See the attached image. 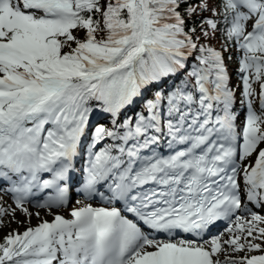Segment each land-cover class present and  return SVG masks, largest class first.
Wrapping results in <instances>:
<instances>
[{
    "label": "snow or ice",
    "instance_id": "1",
    "mask_svg": "<svg viewBox=\"0 0 264 264\" xmlns=\"http://www.w3.org/2000/svg\"><path fill=\"white\" fill-rule=\"evenodd\" d=\"M17 213L0 264H264V0H0Z\"/></svg>",
    "mask_w": 264,
    "mask_h": 264
},
{
    "label": "rangeland",
    "instance_id": "2",
    "mask_svg": "<svg viewBox=\"0 0 264 264\" xmlns=\"http://www.w3.org/2000/svg\"><path fill=\"white\" fill-rule=\"evenodd\" d=\"M5 199L7 200L8 198L5 197ZM9 203H11V201L9 200ZM29 210H37L34 208H31L32 206H28ZM41 215H44L43 211L41 212ZM44 218L46 219V216H44ZM7 219L6 218V223H7ZM17 220L20 221L21 223H13V224H9L3 232H0V236L4 235L7 231H9L10 229H17L19 231H24V229L28 226L27 222H26V217L25 215H23L22 213H17ZM37 223H39V220H36L35 216L32 217L31 219V225L35 226Z\"/></svg>",
    "mask_w": 264,
    "mask_h": 264
},
{
    "label": "bare ground",
    "instance_id": "3",
    "mask_svg": "<svg viewBox=\"0 0 264 264\" xmlns=\"http://www.w3.org/2000/svg\"><path fill=\"white\" fill-rule=\"evenodd\" d=\"M38 210V209H37ZM37 210H32L33 212H35V211H37ZM41 212L43 211V210H40ZM66 214V213H65ZM36 218V217H35ZM46 219H48V220H51L52 219V217L51 216H46ZM36 220H38L37 218H36Z\"/></svg>",
    "mask_w": 264,
    "mask_h": 264
}]
</instances>
